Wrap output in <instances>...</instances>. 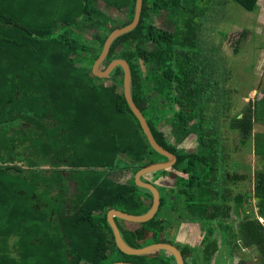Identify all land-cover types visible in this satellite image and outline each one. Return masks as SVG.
<instances>
[{
    "label": "trees",
    "instance_id": "obj_1",
    "mask_svg": "<svg viewBox=\"0 0 264 264\" xmlns=\"http://www.w3.org/2000/svg\"><path fill=\"white\" fill-rule=\"evenodd\" d=\"M234 1L251 12L260 0H143L138 26L113 42L103 63L106 69L116 59L128 62L135 104L157 143L177 156L173 167L157 171L170 181L161 186L171 195L159 191L154 218L115 219L133 248L170 243L186 259L193 250L179 246L172 234L184 220L207 227L222 222L248 197L263 198L264 216V132H254L264 121V91L260 101L250 97L231 117L233 100L224 87L228 70L222 73L215 59L211 64L214 48L205 47L202 35L205 21ZM136 2L0 0V264H177L167 251L124 254L107 219L113 209L149 212L153 194L138 186L134 175L167 159L152 148L126 101L124 70L117 67L104 79L94 74L108 37L133 21ZM158 16L165 26L158 25ZM90 28L97 31L92 42L81 34ZM226 113V126L239 134L240 145L253 142L263 160L253 196L234 192L246 174L235 170L236 162L228 163ZM166 126L171 140L160 131ZM121 156L127 165L118 162ZM126 169L133 177L124 182L118 174ZM169 170L178 177H170ZM142 179L153 182L146 175ZM168 195L173 211L161 217ZM247 219L236 237L245 246L256 245L264 264V225ZM216 251L208 246L206 259Z\"/></svg>",
    "mask_w": 264,
    "mask_h": 264
},
{
    "label": "rangeland",
    "instance_id": "obj_2",
    "mask_svg": "<svg viewBox=\"0 0 264 264\" xmlns=\"http://www.w3.org/2000/svg\"><path fill=\"white\" fill-rule=\"evenodd\" d=\"M234 4H228L226 6V12L221 11L217 13L215 11L212 18L205 21L204 28L202 29L204 32L202 35L207 42L205 47L210 49L214 48L213 54L209 53L208 55L211 57V64L213 65L212 60L215 59V62L219 63V68L222 73H224V70H228V78L224 87L228 92V96L230 97L231 95L233 100L231 105L232 111L230 112L231 117L236 116L237 113L245 109L250 101V97L252 101H260L263 98L264 91V0H260L258 8L251 12L246 11L235 1ZM230 7H232L231 10ZM223 8L225 9V6ZM163 19H165L163 16H158L156 18L158 25L165 26ZM245 29L247 33L243 35ZM95 30L96 29L93 28L92 30L81 32V34L86 36L88 41L92 42L94 34L97 32ZM236 41H240L237 44L239 48L235 45ZM104 68V65H102L100 69L103 70ZM224 117L226 122L223 123V126H225L222 132L228 137L225 140L226 154L229 157L228 163L230 165L236 162L237 166L235 170H240V172L245 171L246 174L252 176L254 162H256V158L258 157L256 151H254L253 142H251L249 146L242 147L239 142V134L231 132L226 126L228 124L227 118L229 119V113L224 114ZM160 131L171 140L170 126L162 127ZM254 132H256V134L264 132V121L261 120L257 123ZM196 147L197 146L188 147V150L194 151ZM63 161H67V159L65 158ZM118 162L126 165L128 164L124 156H121ZM245 162H249L253 167H241ZM118 175L121 181L126 182L133 177V170L126 169L125 172ZM161 176L162 175L157 172L147 174L146 178L148 177L151 181L157 183V180L160 179ZM169 176L172 177L170 174ZM245 183L247 188L252 187V179H248ZM157 188L162 194L166 192L171 195L169 187L161 186V184L158 183ZM234 192L236 193V191ZM170 195L167 196L169 201L168 210L170 209L173 211V199H171ZM174 196L175 194L172 193V197ZM249 198H251V200H249ZM248 202L254 204L252 197H248ZM236 212L237 214H235L231 220H238L241 218L239 221H242L243 218L240 217L242 213L239 210ZM173 214L177 216V218L181 217V213L176 214L173 212ZM182 226L183 223L172 230V234H176L175 236L178 237V239L182 231Z\"/></svg>",
    "mask_w": 264,
    "mask_h": 264
},
{
    "label": "water",
    "instance_id": "obj_3",
    "mask_svg": "<svg viewBox=\"0 0 264 264\" xmlns=\"http://www.w3.org/2000/svg\"><path fill=\"white\" fill-rule=\"evenodd\" d=\"M142 6H143V0H137L136 2V12L134 19L129 25L116 29L111 33V35L108 37V39L105 42L104 49L102 54L99 57V60L95 63L94 66V74L98 78L104 79L108 78L111 73L117 68L121 67L124 70V94L127 103L130 105L131 109L133 110L135 116L138 118L142 130L144 131L145 135L148 138V141L152 148L162 157L167 158L166 160H160L156 161L150 164H147L145 166H142L134 175L135 183L143 188H146L150 190L153 194V205L152 208L149 212L142 214V215H132V214H127L118 210H110L107 214V219L108 222L114 232L115 236V241L117 244V247L121 252H123L126 255L130 256H143L150 254L155 251H167L171 255H173L176 260L177 264H186V259L182 253V251L175 246L174 244L170 243H156L152 244L143 248H133L129 246L125 240L122 237V234L120 232V229L116 223V218L125 220L127 222L131 223H146L152 220L157 213L159 209V204H160V192L158 188L156 187L154 182H148L142 179L144 175L150 174V173H155L160 170H167L173 167V165L177 162V156L175 154L171 153L167 149L161 147L157 141L155 140L152 131L150 129V126L147 122V119L145 118L143 112L141 109L138 107L137 104H135L133 98H132V74L131 70L129 67V64L126 60L123 59H116L112 61L106 69L101 70V66L103 65L104 61L106 60L110 48L113 44V42L120 36L127 34L131 31H133L137 26L140 21L141 17V11H142ZM169 174L172 176V178H177L178 177V172H175L173 170H169ZM258 199H261V197H258ZM111 264H136V263H128V262H113Z\"/></svg>",
    "mask_w": 264,
    "mask_h": 264
},
{
    "label": "crops",
    "instance_id": "obj_4",
    "mask_svg": "<svg viewBox=\"0 0 264 264\" xmlns=\"http://www.w3.org/2000/svg\"><path fill=\"white\" fill-rule=\"evenodd\" d=\"M104 12L107 13L106 11ZM262 162L263 160L261 159L260 163L258 156L256 158V162H254V171L252 176L250 174H246L245 171H239L240 174H246V177L243 176L237 179L234 187V190L237 191V193L246 196L247 192H250L252 196L254 195V185H256V169L258 167L262 168ZM248 179H252V187L249 188L246 187L245 183ZM162 182L163 184L170 185V181L166 177L158 179L157 183L154 181L156 186L158 183L161 184ZM262 199V197L261 199H258V197L252 198L254 204L252 202L249 203L248 201H243L244 203L241 207L232 208L229 219L222 222H213L208 227L207 225H201L197 222L184 220L182 222L183 226L181 234H179V239L178 237H175V241H177L182 248H190L194 252L193 255L186 258V264H263L258 247L256 245L245 246L244 241L236 237L238 227L241 223L246 221V218H248L247 220L260 222V226L264 225V216L261 214L259 205V202L262 201ZM249 200H251V198H249ZM167 210L168 207L162 211L161 217L171 214L170 210H168L169 212ZM238 210L242 213L240 216L243 218L242 221H239L241 218L238 220H231V218L237 214L236 211ZM209 230L214 231L213 237L208 236ZM208 246H210L211 250H214L215 247L217 248L216 253L210 261L205 257Z\"/></svg>",
    "mask_w": 264,
    "mask_h": 264
}]
</instances>
